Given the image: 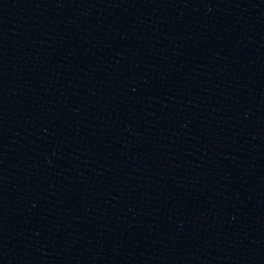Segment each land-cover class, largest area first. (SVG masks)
Returning a JSON list of instances; mask_svg holds the SVG:
<instances>
[{"label":"water","instance_id":"water-1","mask_svg":"<svg viewBox=\"0 0 264 264\" xmlns=\"http://www.w3.org/2000/svg\"><path fill=\"white\" fill-rule=\"evenodd\" d=\"M0 264H264V0H0Z\"/></svg>","mask_w":264,"mask_h":264}]
</instances>
